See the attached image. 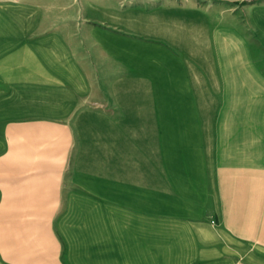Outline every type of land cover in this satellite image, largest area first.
Returning <instances> with one entry per match:
<instances>
[{"label": "crops", "instance_id": "obj_1", "mask_svg": "<svg viewBox=\"0 0 264 264\" xmlns=\"http://www.w3.org/2000/svg\"><path fill=\"white\" fill-rule=\"evenodd\" d=\"M0 264H264V0H0Z\"/></svg>", "mask_w": 264, "mask_h": 264}]
</instances>
